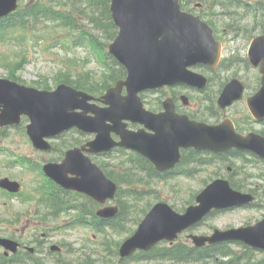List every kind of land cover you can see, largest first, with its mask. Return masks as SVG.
<instances>
[{"label":"water","instance_id":"obj_1","mask_svg":"<svg viewBox=\"0 0 264 264\" xmlns=\"http://www.w3.org/2000/svg\"><path fill=\"white\" fill-rule=\"evenodd\" d=\"M17 3L18 0H0V17L16 9ZM111 11L120 30L110 44V52L127 67L128 74L99 99L107 106L90 102L94 96L66 83L50 91L0 78V126L19 124L22 115H27L30 119L27 131L37 148L50 149L45 138L72 127L97 133L95 140L67 151L61 163L46 164L44 169L49 176L64 187L85 192L105 203L115 197L117 185L84 151L100 153L115 146L131 148L153 161L159 171L176 165L181 147L215 152L237 148L250 150L264 159V136L238 133L228 118L217 125L191 120L176 114L171 98L164 101L166 111L162 113L143 107L140 91L166 84L205 86V79L189 71L188 66L208 63L219 56L220 46L207 22L183 11L179 0H111ZM249 57L255 65L260 64L264 74V35L254 40ZM124 87L127 95L122 94ZM243 91L241 81L233 79L225 86L220 105L225 107L242 98ZM247 102L252 113L264 119V75L262 87ZM128 120L144 127L129 130ZM112 132L122 140L114 141ZM0 185L11 191L19 189V183L8 178L0 180ZM254 199L253 194L235 190L229 180L218 178L197 195L198 204L189 206L183 214L165 202H158L137 231L121 245V256H130L139 248L149 250L163 239L174 240L213 209L242 206ZM98 213L111 217L116 208L106 207ZM191 237L197 246L207 241H243L264 249V219L254 225L215 229L210 236ZM0 243L16 251L14 241L0 238Z\"/></svg>","mask_w":264,"mask_h":264},{"label":"rangeland","instance_id":"obj_2","mask_svg":"<svg viewBox=\"0 0 264 264\" xmlns=\"http://www.w3.org/2000/svg\"><path fill=\"white\" fill-rule=\"evenodd\" d=\"M29 1L38 2V0H21V5L27 4ZM212 5L213 0L209 1ZM75 5H81L80 0H60V6L57 8L78 15V21H81L82 12L77 11ZM222 18V13L217 15V19ZM261 17H250L241 20V25H264ZM41 30L31 31L30 35L22 36L17 33V39L14 41H4L0 43V77L18 78L20 82L30 86H42L55 88L61 80L67 76H78L90 78L92 81H102L109 77L110 72L103 68L99 54L83 46L71 48L63 44V40L72 41L76 37L77 32L71 28L63 27L62 22H48ZM33 28V25H31ZM246 32V31H245ZM254 31L253 33H257ZM20 36V37H19ZM249 35H241L234 43V47L238 50L246 51L250 42ZM235 70L222 73L224 81L235 76ZM243 72L239 71L242 76ZM253 77V76H252ZM193 106H197L202 95L197 92H191ZM146 106L148 108L155 107L160 102L161 95L159 93L149 92L145 95ZM243 109H246L244 103L237 104L227 110L228 116H238ZM223 116H220V119ZM7 131L0 134L1 147L7 148L10 153L18 156H25L32 161L43 163L47 159L53 157L52 153L38 152L34 149L30 139L28 138L25 126L9 127ZM252 130H264V125L254 123ZM74 136V134H73ZM61 140V139H59ZM58 141V140H57ZM59 142V141H58ZM101 159H106L102 157ZM233 166L242 164L241 161L235 160ZM230 164V162H228ZM238 170V169H237ZM235 171V170H234ZM248 173L254 175L253 179ZM9 176L18 179L23 183V195L9 196L0 191V213L7 218L14 219L18 213L33 211L31 201L26 200V195L33 191L41 181H43L38 173L20 166H13L9 162L8 157L0 154V177ZM210 176H229L226 165L216 162L214 165L204 167L192 178L175 177L167 183H161L159 197L175 204L179 210L187 207V203L192 197L202 189L206 180H210ZM261 176V177H260ZM211 177V178H212ZM236 180L242 183L254 181L262 185V196H260L261 206L258 207H241L226 211H220L205 220L201 226L194 231L197 233H211L214 228L226 229L246 224L255 223L264 216V164L261 162H253L246 166H242L240 174L235 176ZM160 184V185H161ZM185 205V206H184ZM68 216L63 215L59 219L49 221L44 226L40 221L35 219V226H30L26 231V236L21 237L22 231L28 227V220L23 219L21 223L15 225H7L6 229L12 232L20 233V237L27 241L33 234L37 237L43 235L48 230L50 232L49 242L55 243L63 248L62 257L72 260L73 264L80 263L88 258V255L98 256L99 245L103 239L102 234L95 233L90 228L63 229L56 228V225H64L67 223ZM34 228L36 231H34ZM51 229V230H50ZM6 232H0L5 235ZM126 234H112V241H122ZM238 252H243L241 246L237 248ZM44 256V254H40ZM254 259L264 258V252L254 251L249 253ZM46 264H57L54 257L46 256ZM52 258V262L51 259ZM93 258V257H92ZM98 264L103 262L92 260ZM245 264V263H242Z\"/></svg>","mask_w":264,"mask_h":264},{"label":"trees","instance_id":"obj_3","mask_svg":"<svg viewBox=\"0 0 264 264\" xmlns=\"http://www.w3.org/2000/svg\"><path fill=\"white\" fill-rule=\"evenodd\" d=\"M81 5H75L80 14L81 21H78V15H72L57 8L60 6V0H38V2H29L22 6L16 12L0 20V42L11 38L16 31L27 33L33 29H38L40 25H47L48 22H62L63 27H68L77 32L72 41L63 40L62 42L69 47L88 45L93 51L99 54L100 58L107 64L110 71L106 80L92 81L90 78L67 75L62 80L74 85L77 88L97 93L102 88L108 86L112 81L125 76V68L118 65L117 61L108 54L107 46L116 36L118 28L115 25L111 12L110 0H80ZM194 0H182L184 5L190 4ZM256 5L247 4L245 7L247 13L260 12L264 16V4L261 8ZM214 9L223 6L224 11L230 17L236 18L233 10L238 4L237 0H213ZM195 116H200L198 113ZM68 145L70 141H65ZM121 153V158L114 157L113 161L102 162L101 166L106 173L120 184L116 203L119 211L116 217L105 221L96 216L97 203L93 200L71 192L65 191L54 183H50L44 193L43 198L52 215L58 216L60 213L76 210L73 224H91L96 229L104 231L107 229L116 232L130 231L133 225H136L145 212L152 205L153 197H156L157 190L153 187L154 182L166 181L169 177L176 175L194 176L204 167L212 165L217 161H225L228 154L224 156L209 155L208 153L186 152L181 165L177 168L178 172L159 173L153 165L141 155L129 153L123 149H117ZM234 156L243 158L247 153L232 151ZM238 168L231 174L232 184L238 189H244L248 186L234 176L239 173ZM254 190V189H252ZM158 199L159 196H158ZM110 257L118 255L117 244L109 243L106 246ZM251 249L246 248L244 254L249 253ZM243 254V253H242ZM235 251L228 243L207 245L202 248H196L193 245L179 241L172 245L160 244L150 252H138L132 258L125 260L122 264H240L242 260L247 264H264V259L253 261L249 257H243ZM229 258L230 260H225ZM104 264L114 262L109 259L103 260ZM6 258H2L0 263H6ZM83 264H96L93 261H86Z\"/></svg>","mask_w":264,"mask_h":264},{"label":"flooded vegetation","instance_id":"obj_4","mask_svg":"<svg viewBox=\"0 0 264 264\" xmlns=\"http://www.w3.org/2000/svg\"><path fill=\"white\" fill-rule=\"evenodd\" d=\"M230 34L231 33H230V30L228 28L224 29L223 32H221V33L219 31H217V33H216L217 38L222 41L223 47H224V53H223L222 59L220 61L221 62L220 65L223 63V60L228 56V48H230V45L225 43V38L229 39ZM231 41L234 42V40H231ZM207 67H209L212 71L216 72L218 70L219 66L217 65L215 67H212V66H207ZM178 108L181 110L180 107H178Z\"/></svg>","mask_w":264,"mask_h":264}]
</instances>
